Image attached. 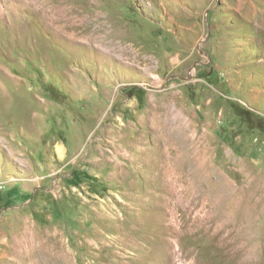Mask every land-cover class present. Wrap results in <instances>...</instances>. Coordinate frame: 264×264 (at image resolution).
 Wrapping results in <instances>:
<instances>
[{
    "label": "rangeland",
    "instance_id": "374dc122",
    "mask_svg": "<svg viewBox=\"0 0 264 264\" xmlns=\"http://www.w3.org/2000/svg\"><path fill=\"white\" fill-rule=\"evenodd\" d=\"M0 264H264V0H0Z\"/></svg>",
    "mask_w": 264,
    "mask_h": 264
}]
</instances>
